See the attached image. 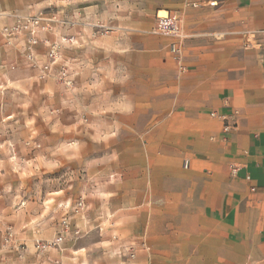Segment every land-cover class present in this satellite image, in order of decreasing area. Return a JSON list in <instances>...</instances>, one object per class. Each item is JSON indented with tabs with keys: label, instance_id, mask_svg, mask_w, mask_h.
Returning a JSON list of instances; mask_svg holds the SVG:
<instances>
[{
	"label": "crops",
	"instance_id": "1",
	"mask_svg": "<svg viewBox=\"0 0 264 264\" xmlns=\"http://www.w3.org/2000/svg\"><path fill=\"white\" fill-rule=\"evenodd\" d=\"M51 7L74 14L73 35L81 22L88 25L92 37L73 36L79 47L96 52L104 46L126 63L123 35L138 31L137 43L144 44L138 51L143 59L146 50L154 52L158 79L137 147L121 144L119 155L106 149L90 156L86 208L70 218L74 227L59 251L44 255V264H264V0H0V27ZM160 13L181 22L184 41L176 53L165 51L161 37L145 36L169 24ZM109 28L121 35L119 45L113 36H97ZM26 38L8 43L0 36V87L8 101L14 94L16 104L18 87L27 91L22 82L35 73L25 61L31 60ZM34 50L44 46L32 47L33 57ZM4 106L13 108L0 98V110ZM107 133L105 140H116ZM119 135L127 141L123 128ZM8 152L4 148L3 156ZM64 188L52 193L60 215L50 229L44 207L50 240L74 199Z\"/></svg>",
	"mask_w": 264,
	"mask_h": 264
},
{
	"label": "rangeland",
	"instance_id": "2",
	"mask_svg": "<svg viewBox=\"0 0 264 264\" xmlns=\"http://www.w3.org/2000/svg\"><path fill=\"white\" fill-rule=\"evenodd\" d=\"M60 11L61 8L51 7L42 12L44 16L55 13L60 19L52 25H59L55 30L40 31L39 43L44 51L34 50L31 60L24 59L35 73L22 82L27 91L18 87L17 104L12 99L14 94L8 101L0 87L2 104L13 107L0 110V264H44L45 254L62 248L63 235L74 227L70 218L86 208L90 156L103 155L106 149L119 155L121 144L135 149L136 133L148 123L149 104L155 98L153 88L158 77L152 72L154 52L146 50L143 55L149 57L142 58L138 49L144 44L137 43L138 31L129 29L123 35L129 47L126 63L125 56L122 61L116 51L109 53L104 46L96 52L89 51L88 45L79 47L73 36L91 35L88 25L81 22V29L73 35L70 31L74 14L72 17L71 12ZM129 18L133 21L135 14L130 13ZM159 18L170 19L166 13H160ZM179 22L177 18L169 24L161 23L145 36L150 41L161 37L168 46L165 51L176 53L184 41ZM100 24L106 25L103 21ZM101 32L99 38L113 36L119 45L121 35L115 34V28ZM25 36L18 38L23 40ZM43 85L47 89L44 93L40 92ZM8 112L11 118H5ZM122 128L123 133H128L127 141H120L118 136ZM107 132H112L116 140H105L111 138ZM12 138L16 145H9L8 139ZM4 148L10 149L8 157L3 156ZM57 152L65 155L58 157ZM62 187L74 199L80 196L78 201L84 202V209L79 210L74 199L66 204L64 218L69 228L64 230L62 218L60 233L50 240L52 231L44 229V207L50 214V229L60 215L57 202L51 201L57 198L52 193ZM60 208L63 210L64 206ZM58 236L63 238L62 242L52 245ZM73 236L77 239L81 232L75 228ZM65 263L73 264L70 259H65Z\"/></svg>",
	"mask_w": 264,
	"mask_h": 264
},
{
	"label": "built area",
	"instance_id": "3",
	"mask_svg": "<svg viewBox=\"0 0 264 264\" xmlns=\"http://www.w3.org/2000/svg\"><path fill=\"white\" fill-rule=\"evenodd\" d=\"M63 4H71L75 0H60ZM55 16L47 15L44 16V13H39L36 16L30 17H20L17 16L14 18L13 25L9 27H0V36L4 38L8 43L10 40L18 38L20 35L25 34L27 36V48L29 51L28 58L31 59L32 55L30 50L32 47L38 44V40L35 37L40 31L51 30L52 24L55 22ZM79 210L84 209V202L79 200L77 203ZM62 225L64 230L69 228L68 222L66 219H63ZM78 233V232H76ZM62 237L58 236L53 242L52 245H60L62 242Z\"/></svg>",
	"mask_w": 264,
	"mask_h": 264
}]
</instances>
